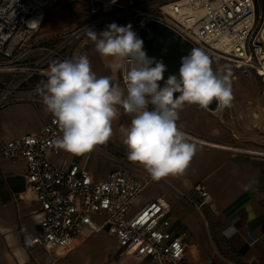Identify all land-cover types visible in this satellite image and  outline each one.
Returning <instances> with one entry per match:
<instances>
[{
	"label": "crops",
	"instance_id": "0c3cea01",
	"mask_svg": "<svg viewBox=\"0 0 264 264\" xmlns=\"http://www.w3.org/2000/svg\"><path fill=\"white\" fill-rule=\"evenodd\" d=\"M131 1L115 0L118 4ZM256 2L257 8L264 6V0ZM71 11L66 5L50 11L43 35L73 26L81 14L75 17ZM123 18L115 23L128 25L130 20ZM111 23L105 22L95 31H104ZM78 55L89 58L97 77L111 76L113 83L123 88L120 70L109 68L111 58H102L87 36L73 48L70 59ZM211 67L224 75L222 65ZM240 70L228 74L230 106L204 109L185 103L177 110L178 127L195 146L182 174L153 180L142 165L129 161L124 132L134 114L120 106L106 143L79 155L60 147L58 153H48V159L60 166L78 164L94 180H104L111 171L124 169L144 181L145 188L133 200L132 212L152 200L164 202L170 230L182 238L186 258L194 264H264V79L254 71ZM46 80L44 76L32 79ZM52 116L44 104L14 102L1 107L0 145L38 132ZM26 173L23 159L11 160L0 154V264H153L147 257L121 253L122 248L106 230H86L71 246L51 250L41 245L29 247L28 240L41 232V212L27 188ZM197 184H203L211 195L200 210L182 195L199 200Z\"/></svg>",
	"mask_w": 264,
	"mask_h": 264
},
{
	"label": "built area",
	"instance_id": "2783aa9c",
	"mask_svg": "<svg viewBox=\"0 0 264 264\" xmlns=\"http://www.w3.org/2000/svg\"><path fill=\"white\" fill-rule=\"evenodd\" d=\"M59 5L82 13L73 26L43 35L50 11ZM128 15L138 37L145 23L157 21L208 57L231 61L264 79V9L258 12L256 0H132L128 4L109 0H0V74L6 76L0 80V108L14 102L43 104L37 87L43 88L47 80L32 79L47 77L52 62L70 59L73 48L85 38L87 27L95 30ZM32 20H39V24L29 23ZM127 72L126 67L120 69L123 88ZM61 136L52 116L38 132L0 145L3 157L26 162L27 188L40 204L41 232L28 240L29 247L41 245L51 250L71 246L86 230H106L122 248L121 253L147 257L153 264H194L186 258L182 238L170 230L164 202L152 200L132 212L133 200L145 188L144 181L124 169L111 171L104 180H94L78 164L60 166L50 161L48 153L59 152L56 141ZM195 190L199 200L182 195L200 210L211 195L203 184H197Z\"/></svg>",
	"mask_w": 264,
	"mask_h": 264
},
{
	"label": "clouds",
	"instance_id": "9594fccd",
	"mask_svg": "<svg viewBox=\"0 0 264 264\" xmlns=\"http://www.w3.org/2000/svg\"><path fill=\"white\" fill-rule=\"evenodd\" d=\"M29 23L39 24V20ZM86 36L102 58H111L108 66L113 72L128 69L127 94L125 88L113 83V77H97L86 55L52 62L47 82L43 88L38 86L37 92L62 132L57 145L79 155L106 143L119 105L134 114L124 132L129 161L142 165L153 180L182 174L195 146L178 127L177 110L185 103L209 109L214 100L217 108L230 106L228 75L215 72L208 55L193 48L181 58L179 79L170 75L161 87L158 81L164 79L166 66L148 57L144 41L131 24L119 26L113 22L101 32L87 27Z\"/></svg>",
	"mask_w": 264,
	"mask_h": 264
},
{
	"label": "water",
	"instance_id": "95a60500",
	"mask_svg": "<svg viewBox=\"0 0 264 264\" xmlns=\"http://www.w3.org/2000/svg\"><path fill=\"white\" fill-rule=\"evenodd\" d=\"M139 38L144 41V50L148 57L162 61L166 66L164 79L158 81V84L163 87L170 75H176L179 79L181 58L189 55L195 46L171 28L157 21L145 23L140 29ZM175 95L178 96L179 93ZM216 106L217 102L214 100L209 108L215 109Z\"/></svg>",
	"mask_w": 264,
	"mask_h": 264
},
{
	"label": "rangeland",
	"instance_id": "374dc122",
	"mask_svg": "<svg viewBox=\"0 0 264 264\" xmlns=\"http://www.w3.org/2000/svg\"><path fill=\"white\" fill-rule=\"evenodd\" d=\"M263 9H264V6L262 5L260 7V5H259L258 12H262ZM71 12L74 14L75 17L78 15V13H80V14L82 13L81 10L74 9V8H72V11ZM129 17H131V16H129V15L128 16H124L123 19L130 20V22H131V18H129ZM109 21L117 22V21H120V20L114 19V20H109ZM109 21H107V22H109ZM210 61H211V64L215 67V69H218L222 65L223 66V69H224V75H226V74L228 75L230 70H239V71H241L240 69H238L236 67V64H234L233 62L228 61V60H223V59H219V58L213 57L212 59H210ZM2 77H6V76L0 74V80H2L1 79ZM262 83H264V80L262 81Z\"/></svg>",
	"mask_w": 264,
	"mask_h": 264
},
{
	"label": "bare ground",
	"instance_id": "6f19581e",
	"mask_svg": "<svg viewBox=\"0 0 264 264\" xmlns=\"http://www.w3.org/2000/svg\"><path fill=\"white\" fill-rule=\"evenodd\" d=\"M262 38H263V43H264V23H263V26H262ZM263 50H264V48H263ZM236 67L239 68L238 66H236Z\"/></svg>",
	"mask_w": 264,
	"mask_h": 264
}]
</instances>
